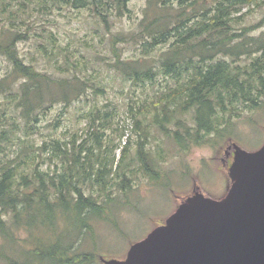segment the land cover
<instances>
[{"label": "trees", "instance_id": "16d2710c", "mask_svg": "<svg viewBox=\"0 0 264 264\" xmlns=\"http://www.w3.org/2000/svg\"><path fill=\"white\" fill-rule=\"evenodd\" d=\"M129 2L0 0V17L15 26L23 14L69 7L86 9L108 28L112 17L131 12ZM244 8L258 10L260 18L245 22ZM26 21H19L26 31L0 32V54L12 66L10 76L22 79L18 85L7 81L9 76L0 79L5 96L0 104V259L5 264H95L96 253L82 249V242L94 237L96 222L114 221L119 202L113 188L130 187L124 172L115 180V145L104 140L115 113L99 108L85 113L87 138L80 141L71 133L63 140L49 135L40 144L34 142L49 104L61 98L69 106L80 93L73 99L66 92L59 95L53 85L65 86L69 79H55L23 61L16 44L29 38L31 24ZM138 24L136 33L119 40L139 42L143 57L126 61L116 55L111 67L126 80L151 82L162 74L174 81L157 98L154 118L180 150L212 145L227 134L232 118L264 107V0H146ZM42 31L54 38L51 30ZM158 47L154 68L146 59ZM39 48L47 53L42 43ZM56 69L66 71L61 65ZM95 91L103 89L96 86ZM130 111L134 114L132 107ZM61 122V117L55 120L54 130ZM137 145L144 170L156 177L145 141ZM43 164L48 166L43 169ZM20 230L25 237L18 236Z\"/></svg>", "mask_w": 264, "mask_h": 264}, {"label": "rangeland", "instance_id": "374dc122", "mask_svg": "<svg viewBox=\"0 0 264 264\" xmlns=\"http://www.w3.org/2000/svg\"><path fill=\"white\" fill-rule=\"evenodd\" d=\"M145 3L146 0H130L131 12L112 17L108 28L86 9L69 7L53 9L51 14L36 11L31 16L23 14L15 20L18 24L15 26L0 17V32L3 34H8L7 29L14 28L26 31L27 26L19 22L22 17L26 18V23L31 24L29 38L16 44L23 61L32 63L38 71L46 72L55 79H69V84L65 86L58 85L57 88L53 85L59 95L66 92L73 99L80 93L69 106L61 98L49 104L45 116L38 123V133L33 136L36 144L49 135L63 140L71 133H77L80 141L87 138L89 118L85 117V113L93 108L115 113L104 140L107 145H115L111 153L114 164H119L115 180H120L124 172L130 178V187L125 191L113 188L119 202L114 207V221L96 222L94 237L86 236L82 242V249L96 253L95 264H102V257L124 258L133 243L147 236L161 220L176 210L180 198L191 193L194 184L206 196L224 198L230 180L226 169L222 168L221 158L230 142L249 151L264 144V107L246 109L240 117L232 118L227 134L216 138L212 145L192 144L183 151L160 130L154 118V104L169 86H174V81L162 74H157L151 82L126 80L111 67L116 55L126 61L143 57L139 42L119 39H128L138 31ZM246 11L247 8H244L243 12ZM259 18V11L253 10L245 16V22H255ZM43 28L51 30L54 38H48ZM40 33L44 35L40 36ZM40 43L46 47L47 53L40 50ZM161 49L158 47L149 60L146 59L148 65L156 67L155 58ZM59 65L66 71L57 70ZM11 72L10 62L0 54V79L9 76L7 81H15L13 84L18 85L22 79L10 76ZM83 81L86 82L83 84ZM96 86L103 92H96ZM77 87L82 89L78 91ZM4 97L0 94V104ZM58 117L62 122L54 130L53 123ZM138 119L140 123L136 125L135 120ZM169 127L174 129V122ZM140 141H145L144 148L153 163L152 168L157 170L156 177L149 176L144 170L137 145ZM57 163L60 166L61 162ZM47 166L43 164L42 168ZM17 234L22 238L26 235L23 230ZM0 264H5L2 259Z\"/></svg>", "mask_w": 264, "mask_h": 264}, {"label": "water", "instance_id": "95a60500", "mask_svg": "<svg viewBox=\"0 0 264 264\" xmlns=\"http://www.w3.org/2000/svg\"><path fill=\"white\" fill-rule=\"evenodd\" d=\"M227 149L233 160L224 198L195 184L124 258L102 257V264H264V144L249 151L230 142Z\"/></svg>", "mask_w": 264, "mask_h": 264}, {"label": "flooded vegetation", "instance_id": "af4514ba", "mask_svg": "<svg viewBox=\"0 0 264 264\" xmlns=\"http://www.w3.org/2000/svg\"><path fill=\"white\" fill-rule=\"evenodd\" d=\"M227 147H228V145L226 146L224 156L221 158V161H222V168H225V169H226V173H227L228 166H229V164L231 163L232 155H233L232 150L227 149ZM230 159H231V160H230ZM227 177H228V174H227ZM194 189H195V184H194V186H193V188H192L191 193H189V194H187V195L181 197L180 201H181L184 197H186V196L192 194L193 191H194ZM175 196H176V195H175ZM176 197H177V196H176ZM177 198H178V197H177ZM179 204H180V203H179ZM178 206H179V205H178ZM164 220H165V219L161 220V221L159 222V224H160L161 222H163ZM159 224H157V225H159ZM157 225H156V226H157Z\"/></svg>", "mask_w": 264, "mask_h": 264}]
</instances>
